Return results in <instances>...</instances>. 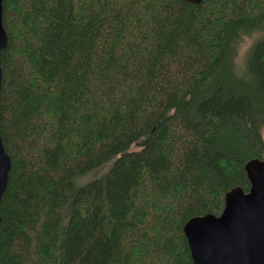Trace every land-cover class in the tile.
I'll list each match as a JSON object with an SVG mask.
<instances>
[{"label": "trees", "instance_id": "obj_1", "mask_svg": "<svg viewBox=\"0 0 264 264\" xmlns=\"http://www.w3.org/2000/svg\"><path fill=\"white\" fill-rule=\"evenodd\" d=\"M0 264H194L191 216L264 158V0H2ZM136 148H131L132 145Z\"/></svg>", "mask_w": 264, "mask_h": 264}, {"label": "water", "instance_id": "obj_2", "mask_svg": "<svg viewBox=\"0 0 264 264\" xmlns=\"http://www.w3.org/2000/svg\"><path fill=\"white\" fill-rule=\"evenodd\" d=\"M6 44L0 0V49ZM1 77L0 67V86ZM10 166L0 135V198ZM243 168L249 180L247 191L233 186L225 192L218 215H194L184 222L182 229L194 264H264V158H250Z\"/></svg>", "mask_w": 264, "mask_h": 264}, {"label": "clouds", "instance_id": "obj_3", "mask_svg": "<svg viewBox=\"0 0 264 264\" xmlns=\"http://www.w3.org/2000/svg\"><path fill=\"white\" fill-rule=\"evenodd\" d=\"M238 46L235 49L233 56V74L236 79L250 78L249 61L254 53L255 47L264 39L259 29H251L250 31H243L238 34Z\"/></svg>", "mask_w": 264, "mask_h": 264}, {"label": "rangeland", "instance_id": "obj_4", "mask_svg": "<svg viewBox=\"0 0 264 264\" xmlns=\"http://www.w3.org/2000/svg\"><path fill=\"white\" fill-rule=\"evenodd\" d=\"M131 148H136V145L134 144V145H132V147Z\"/></svg>", "mask_w": 264, "mask_h": 264}]
</instances>
